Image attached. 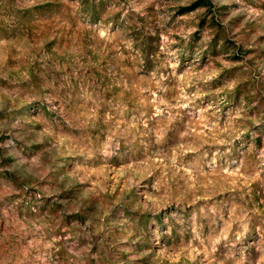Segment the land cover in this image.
Segmentation results:
<instances>
[{
  "label": "rangeland",
  "instance_id": "obj_1",
  "mask_svg": "<svg viewBox=\"0 0 264 264\" xmlns=\"http://www.w3.org/2000/svg\"><path fill=\"white\" fill-rule=\"evenodd\" d=\"M0 264H264V0H0Z\"/></svg>",
  "mask_w": 264,
  "mask_h": 264
}]
</instances>
